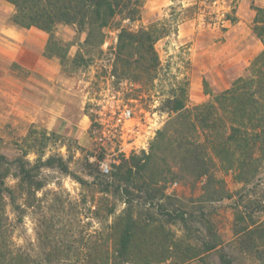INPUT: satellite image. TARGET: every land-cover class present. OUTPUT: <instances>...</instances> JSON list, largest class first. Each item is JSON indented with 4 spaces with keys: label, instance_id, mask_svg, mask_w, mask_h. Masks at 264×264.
<instances>
[{
    "label": "rangeland",
    "instance_id": "obj_1",
    "mask_svg": "<svg viewBox=\"0 0 264 264\" xmlns=\"http://www.w3.org/2000/svg\"><path fill=\"white\" fill-rule=\"evenodd\" d=\"M252 5L260 7L264 0H144L140 20L130 23L116 17L102 30L101 44L95 37L87 41L86 32L59 25L54 38L67 47L63 62L45 57L48 35L29 29V49L17 62L20 48L13 47L2 34V27L11 24L14 7L0 0V154L13 159L25 143L30 147L28 159L34 162L43 145L45 158L62 156L70 173L44 169L46 186L37 193L40 201L23 214L7 201V245L29 255L35 264H48L44 252L54 246H71L83 252L90 246H108V227L125 205L119 193H100V186L92 185L94 177L109 175L122 160L149 152L157 131L172 116L163 108V101L177 89V80L187 82L186 105L191 108L227 89L245 73L249 62L263 49L251 30L255 14ZM161 27L170 31L154 45L160 61L155 79L129 80L120 75V70L115 71L114 50L121 28L136 31ZM11 38L21 41L17 36ZM76 57L87 63H74ZM127 111L130 116L125 115ZM41 133L50 139H41ZM214 176L231 198L213 200L205 196V178L185 183L169 174L155 188L166 199L158 196L151 201L144 191L130 190L131 198L139 203L137 215L146 213V201L151 202L150 213L161 221L166 217L156 214L157 205H164L167 212L185 213L186 223L174 221L167 227L187 258L181 262L173 256L161 264H221L219 254L223 250L233 264H259L234 243L237 235L233 223L241 197L256 199L264 206V167L246 188L229 171L218 168ZM77 179L87 184L83 186ZM7 184L14 187L15 181L9 178ZM135 184L141 186L140 180ZM20 204L21 200L17 206ZM109 209H114V215L108 216ZM258 217L264 219V210ZM43 219L55 236L45 244L37 236L43 230ZM206 221L213 225L219 245L202 254L200 260L194 255L209 239ZM79 261L70 258L63 263ZM50 264L59 261L55 258Z\"/></svg>",
    "mask_w": 264,
    "mask_h": 264
},
{
    "label": "trees",
    "instance_id": "obj_2",
    "mask_svg": "<svg viewBox=\"0 0 264 264\" xmlns=\"http://www.w3.org/2000/svg\"><path fill=\"white\" fill-rule=\"evenodd\" d=\"M5 1L14 7L11 24L20 29H36L47 34L44 56L57 57L63 62L67 58V47L59 45L54 38L59 25L74 27L79 33L86 32L87 41L95 37L101 44L102 30L116 17L130 23L140 20L144 0ZM251 8L255 13L251 30L263 49L249 62L245 73L234 79L227 89L191 108L186 105L188 84L185 80H177V89L171 90L170 96L163 101V108L172 116L157 131L149 152L132 156L129 161L122 160L109 175L94 177L92 185L100 186V193H119L125 205L122 213L108 227L109 245L90 246L85 252L71 246H54L44 252L48 264L55 258L59 264H65L63 262L70 258L80 260L78 264H161L173 256H178L184 262L187 253L178 246L180 243L173 240L167 224L174 221L186 223L185 213L179 210L167 212L164 205H157L156 214L166 217L161 221L150 213L152 205L146 201V213L137 215L135 210L139 203L131 198L130 190L144 191L151 201L158 196L166 199L162 191L155 188L166 180L167 174L176 175L179 181L185 183L189 179L205 178V196L219 200L232 196L223 190L222 182L215 178L216 169L231 172L234 180L242 184L243 188L256 180L264 167V8L254 5ZM169 31L164 27L139 28L136 31L121 28L114 50L115 71L120 70V75L129 80L142 77L147 81L155 79L160 61L154 45L166 37ZM73 62L87 63L79 57ZM151 72H154L152 76ZM40 135L43 140L50 139L45 133ZM52 136L57 138L54 134ZM40 147L41 151L35 154L37 158L34 162L28 159L30 147L25 143L18 149L20 155L13 159L0 154V264H35L29 255L19 249L14 251L6 243L7 201L23 214L25 209L34 207L33 204L40 201L37 193L46 186L42 173L44 169H56L70 175L62 156L55 154L45 158L43 145ZM144 174H147V178ZM9 178L15 181L14 187L7 184ZM135 180H140L141 186H137ZM77 182L83 186L87 184L80 179ZM57 195L54 193V196ZM19 200L22 205L17 206ZM238 205L233 223L237 235L234 243L244 252L252 254L259 264H264V219L260 221L258 217L264 206L247 196L241 197ZM112 215L114 209H109L108 216ZM47 222L43 219V230L37 233L43 244L55 237L51 235ZM206 226L209 239L202 243V251L194 255L200 260L202 254L216 250L219 245L213 225L206 221ZM219 259L221 264H233L224 250L220 252Z\"/></svg>",
    "mask_w": 264,
    "mask_h": 264
},
{
    "label": "crops",
    "instance_id": "obj_3",
    "mask_svg": "<svg viewBox=\"0 0 264 264\" xmlns=\"http://www.w3.org/2000/svg\"><path fill=\"white\" fill-rule=\"evenodd\" d=\"M258 7V6H257ZM261 8H264V5L260 6ZM32 30V29H31ZM30 32V30L27 31H21V29L16 28L15 26L9 24L5 27H2V34L4 35V38L7 39V42L10 43L13 47H19L20 51L17 52L16 61L20 62L21 57L23 56V52H27V49H29V43L27 42V33ZM17 36L21 39V41L17 42L13 40L11 37ZM42 46V44H41ZM16 49V48H15ZM42 52V50H39ZM16 50H14L13 54H15Z\"/></svg>",
    "mask_w": 264,
    "mask_h": 264
},
{
    "label": "built area",
    "instance_id": "obj_4",
    "mask_svg": "<svg viewBox=\"0 0 264 264\" xmlns=\"http://www.w3.org/2000/svg\"><path fill=\"white\" fill-rule=\"evenodd\" d=\"M125 115H126V116H130V112L127 111ZM103 172L108 173V170H107L106 168H104V169H103Z\"/></svg>",
    "mask_w": 264,
    "mask_h": 264
}]
</instances>
